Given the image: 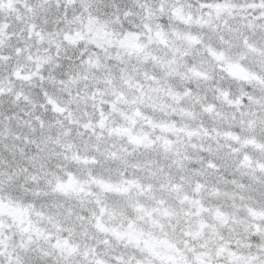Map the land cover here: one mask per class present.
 Returning a JSON list of instances; mask_svg holds the SVG:
<instances>
[{
    "label": "snow or ice",
    "instance_id": "obj_1",
    "mask_svg": "<svg viewBox=\"0 0 264 264\" xmlns=\"http://www.w3.org/2000/svg\"><path fill=\"white\" fill-rule=\"evenodd\" d=\"M0 264H264V0H0Z\"/></svg>",
    "mask_w": 264,
    "mask_h": 264
}]
</instances>
